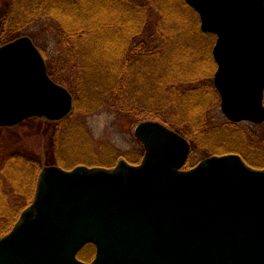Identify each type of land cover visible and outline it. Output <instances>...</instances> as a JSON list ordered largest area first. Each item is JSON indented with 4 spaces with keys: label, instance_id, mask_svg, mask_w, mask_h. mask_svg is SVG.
<instances>
[{
    "label": "water",
    "instance_id": "95a60500",
    "mask_svg": "<svg viewBox=\"0 0 264 264\" xmlns=\"http://www.w3.org/2000/svg\"><path fill=\"white\" fill-rule=\"evenodd\" d=\"M216 35L214 84L235 123H264V0H185ZM74 98L48 74L28 36L0 46V127L59 122ZM139 164L45 166L33 202L0 237V264H264V168L238 154L190 169L191 144L158 121L139 123ZM88 244L91 262L78 258Z\"/></svg>",
    "mask_w": 264,
    "mask_h": 264
},
{
    "label": "trees",
    "instance_id": "16d2710c",
    "mask_svg": "<svg viewBox=\"0 0 264 264\" xmlns=\"http://www.w3.org/2000/svg\"><path fill=\"white\" fill-rule=\"evenodd\" d=\"M4 2L1 45L29 36L42 52L51 78L75 100L70 116L50 122L55 125L52 164L75 166L68 167L66 158L76 155L75 149L84 141L95 144L77 116L104 110L132 124L161 122L183 135L193 153L203 150L202 159L235 153L249 166L264 168V124L212 117L221 103L214 85L217 38L201 30L199 15L185 0ZM15 129L0 128V133ZM69 132L75 133L76 145L65 150L73 141ZM15 147L7 151L0 141V237L10 232L32 203L44 166L35 154ZM82 156L77 164L83 163ZM122 157L132 164L142 158L141 153L136 162ZM198 161L189 158L186 168ZM95 254L96 247L88 244L78 257L90 262Z\"/></svg>",
    "mask_w": 264,
    "mask_h": 264
},
{
    "label": "rangeland",
    "instance_id": "374dc122",
    "mask_svg": "<svg viewBox=\"0 0 264 264\" xmlns=\"http://www.w3.org/2000/svg\"><path fill=\"white\" fill-rule=\"evenodd\" d=\"M4 1L6 0H0V13H2L5 9L3 14L6 12V2ZM212 117L216 118V121L228 120L222 112L221 103L217 105ZM77 118L78 120L81 119V121L84 122L87 129L91 133V138L95 144L92 146L91 144H86L84 141L81 148L77 147V149H75L77 153L76 155L73 154L69 158H66V161L69 164L68 167H72L73 165H75L74 167L85 165L89 167L110 168L104 163L115 166L116 161L118 162L121 159H125L122 156L129 157L134 162L140 160V153L141 157L144 156L145 149L134 134V130L138 124H132L130 121L118 118L113 113L104 110L88 116L78 115ZM242 123L249 122H240L239 124ZM54 130L55 125L50 123V121L40 118H31L16 126L14 132L9 133L8 131H4L3 133H0V141L5 142V146L8 147V149L6 148L7 151L17 150L15 147L17 146L20 150L26 151L25 153L27 154H35L44 162L43 167H45L48 165H54L52 164V161H54V154L53 145L51 143V134ZM32 135L34 136L29 138V136ZM69 135L73 138V141L69 145L65 146V150L76 145L75 133L69 132ZM81 154L83 155L82 157H84V161L81 164H77V159L81 156ZM204 154L203 150H196L193 153L192 148L189 158L199 159V161L195 164L197 165L201 161ZM74 167L70 169H73ZM64 169L70 170L69 168Z\"/></svg>",
    "mask_w": 264,
    "mask_h": 264
},
{
    "label": "bare ground",
    "instance_id": "6f19581e",
    "mask_svg": "<svg viewBox=\"0 0 264 264\" xmlns=\"http://www.w3.org/2000/svg\"><path fill=\"white\" fill-rule=\"evenodd\" d=\"M216 88V87H215ZM217 90V89H216ZM218 92V91H217ZM219 93V92H218ZM220 95V94H219ZM221 97V96H220Z\"/></svg>",
    "mask_w": 264,
    "mask_h": 264
}]
</instances>
